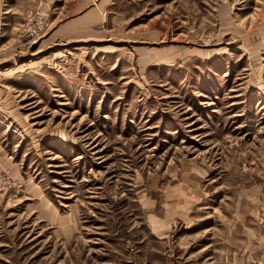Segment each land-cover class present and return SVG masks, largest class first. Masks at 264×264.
I'll use <instances>...</instances> for the list:
<instances>
[{
    "label": "rangeland",
    "instance_id": "obj_1",
    "mask_svg": "<svg viewBox=\"0 0 264 264\" xmlns=\"http://www.w3.org/2000/svg\"><path fill=\"white\" fill-rule=\"evenodd\" d=\"M0 264H264V0H0Z\"/></svg>",
    "mask_w": 264,
    "mask_h": 264
}]
</instances>
